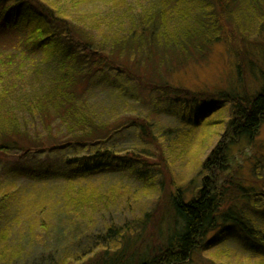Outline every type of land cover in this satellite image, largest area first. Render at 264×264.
I'll list each match as a JSON object with an SVG mask.
<instances>
[{"label": "trees", "instance_id": "trees-1", "mask_svg": "<svg viewBox=\"0 0 264 264\" xmlns=\"http://www.w3.org/2000/svg\"><path fill=\"white\" fill-rule=\"evenodd\" d=\"M81 2L92 7L94 0ZM114 3L120 7L127 4L125 0H114ZM141 9L137 19L131 18L128 31L121 27L97 40L85 25L81 26L79 21L42 0H0V31L26 29L28 33L23 38L28 44L26 47L33 48L32 51L42 47L47 55L45 58L57 57L51 75L36 91L35 99L26 100L27 90L20 91L24 93L19 97L23 106L46 123L48 130L52 129L50 122L55 118L66 130L65 138L50 144L32 137L26 116L22 117L23 122L22 115L16 110L22 107L8 104L11 110L3 112L9 100H3L0 89V162L8 176L5 178L3 171L0 176V260L23 252L20 242L14 239L11 243L16 226L23 224L16 233L20 235V241H24L28 231L34 237L38 232H50L55 222L61 224L63 219L70 218L63 217L66 212L88 216L85 205L96 207L104 200L103 194H112L107 195L109 199L117 194L116 190L107 193L100 190L103 179L117 173L127 174L141 185L147 183L148 187L160 188L166 185L169 189L168 211L163 213L167 226L161 236L162 242L157 246L149 244L141 251L135 248L137 240L126 234L117 236V229L110 226L106 235L112 237L115 252L111 253L108 248L92 249L77 261L88 264H186L203 247L205 239L206 243L218 240L217 237L211 240L205 237L227 221L232 223L234 230L223 229L221 233H228L234 241L264 258V230L258 228L241 206L249 202L264 215V185L259 186V181L248 182L246 176L230 174L236 147L239 146L240 151L247 146L258 148L257 138L264 125V43L254 50L258 60L252 61L250 66L256 77L253 84H243L238 70L236 83L231 82L226 89L214 91L207 100L201 97L200 91L191 92L163 79L154 80L158 78L159 70L169 63L160 51H178L188 60L209 44L220 41L231 51L233 41L227 33V23H233L240 34L247 36L244 21L253 16L254 11L262 20L258 33L264 35V0H153L149 7ZM142 68L153 76V81L148 84L157 91L156 98L150 101L151 111L181 108L187 135L194 138V142H190L192 149L201 131L213 123L215 113L231 111L225 129L230 139L227 143L219 141L202 162L201 184L195 190H189L190 197L189 186H183L185 179L181 183L166 176L171 170L170 163L150 161V154L110 144L112 138L129 130L143 140L153 135L154 126L145 125L142 114L127 117L125 113L104 120L103 114L95 109L99 107L86 95L90 88L94 90L106 83L108 88L118 91V98L125 102L123 98L129 97L128 93H123L137 81L134 76H138ZM40 72L37 71L38 76ZM1 80L0 74V84ZM111 83H115L116 88ZM21 85L24 88V84ZM16 150L12 164L7 165L6 159L5 165V156ZM256 170L263 180V170L259 166ZM161 174L164 177L158 182L157 177ZM21 177L29 179L30 184L20 185L14 181ZM253 195L260 197L256 201Z\"/></svg>", "mask_w": 264, "mask_h": 264}, {"label": "rangeland", "instance_id": "rangeland-1", "mask_svg": "<svg viewBox=\"0 0 264 264\" xmlns=\"http://www.w3.org/2000/svg\"><path fill=\"white\" fill-rule=\"evenodd\" d=\"M42 1L55 7L60 13L67 14L71 19L79 21L83 24L81 26L85 25L97 40L121 27L122 30L128 31L131 26V18L137 19L139 9L147 8L153 2V0H140V2L125 0L126 5H129L120 7L115 5L114 0H94L90 7L81 0ZM257 14L258 12L254 11V15L244 21L248 28L247 36L240 34L233 23H227L226 30L233 41V50L231 51L223 41L215 42L209 44L196 57L187 60V57L179 54L178 51L170 52V50L169 53H166L163 49L160 52L162 57L169 60L168 66L159 70L156 79L145 69H139L138 76H134L137 81L133 82V86H129V89L123 93H128L129 97L123 98L125 102H122V99L120 101L119 92L108 88L106 83H102L94 90L90 88L86 95L91 98V102L96 103L94 105L99 107H95V109L103 114L104 120H110L113 115L114 117L119 114L126 115L125 113H127V117L142 114L145 125L154 126L153 135H149L148 139H140L136 132L135 134L129 130V132L125 131L112 138L110 144L131 147L130 150H135L140 154H150V161L161 160L164 163H170L171 170L166 173V176L181 183L185 179L183 186H189L188 193L189 190L199 187L203 176L202 162L212 152L213 147L218 146L219 141L227 143L230 139L225 129L231 111L228 109L215 113L211 121L213 123L206 130L201 131L195 142L196 146L192 149L190 142L192 144L194 138H192L193 135H187L188 128L183 124V110L181 108L177 110L167 105L166 107H170L169 109H162L161 112L156 109L151 111L150 101L154 97L156 98L157 91L152 90V86L148 83L153 79L156 81L163 79L167 83L176 84L191 92L200 91L201 97H204L205 100L209 99L214 91L226 89L231 82L237 80L238 70L241 71L243 84H253L256 77L252 75L250 66L252 61L255 63L258 60L254 50L264 43V35L258 33L262 20L257 18ZM27 33L28 30L20 28H6L0 31V74L2 79L0 89L2 88L1 93L4 95L3 100H9L3 112L11 110L8 104L22 107V109L16 108V110L22 115L19 116L23 122L22 117L26 116L30 123L27 128L29 134L37 140H44L50 144L53 140L65 138V128L55 118V121L50 122L52 129L48 130L46 123L26 111V107L23 106L19 97L24 94L20 91L27 90L25 96L23 95L25 99H35L36 91L46 81L45 78L51 75L50 71L57 57L45 58L47 55L43 52L42 47H37L35 51L31 50L33 48L26 47L28 44L23 41V38L27 36ZM37 71H41L40 76ZM121 79L123 80V78ZM21 83L24 84V88ZM111 85L116 88L115 83H111ZM148 112L151 114L148 115ZM257 145L258 148L247 146L242 151L239 150V146L236 147L235 154L231 159L230 174L246 176L248 182L259 181V186H263L264 179L259 178L256 167L259 166L264 174V125L258 135ZM17 151H12L11 155L5 156L4 164L8 160L7 165H11L17 156ZM40 156L45 159L43 155ZM33 157L35 156H28V158ZM43 158L41 160H44ZM2 171L3 176L8 178L7 170L3 169L2 162H0L1 177ZM163 177V174L158 175V182H161ZM14 181L20 185L30 184L29 179L23 177L14 179ZM103 182L104 185L100 187L103 193L116 190L117 194L111 199L107 195L112 194H103L104 200L99 201L96 207L95 205H85L88 216L82 217L66 212L67 214H64L63 217L70 218L63 219L61 224L55 222L50 232L47 234L38 232L34 237L31 231H28L25 233L28 237L24 241H20V235L16 233L23 224L16 226L11 243L13 244L14 239L20 242L23 245V252L17 256L12 254L8 256L9 259L0 260V264H65V262L88 264V262L77 261L78 257H84L92 249L102 251V249L108 248L111 249V253L115 252L116 248L112 237L106 235L110 226L117 229V236L119 233L126 234L130 235L129 238L137 240L135 248L138 250L145 251L149 244L152 246L161 244V236L163 232L165 233L167 226V220L163 213L168 211L170 193L166 185L160 188L157 185V187L151 186L150 183L151 187H148L147 183L141 185L133 177L119 173L109 175L103 179ZM190 193L188 197L192 196ZM256 196L252 197L257 201L260 196ZM241 206L251 216L252 221L254 220L259 226L258 228L264 230L263 211L258 210L249 202L243 203ZM232 226V223L228 221L223 222L216 230L208 233L205 237L207 240L215 237L218 240L206 243L205 239L203 247L199 248L186 264H264V258L258 256L253 249L240 245L228 233H221L223 229L234 230ZM25 227L28 225L26 224Z\"/></svg>", "mask_w": 264, "mask_h": 264}]
</instances>
